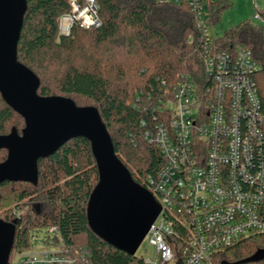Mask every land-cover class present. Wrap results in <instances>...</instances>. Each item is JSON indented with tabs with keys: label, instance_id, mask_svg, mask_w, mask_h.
<instances>
[{
	"label": "trees",
	"instance_id": "16d2710c",
	"mask_svg": "<svg viewBox=\"0 0 264 264\" xmlns=\"http://www.w3.org/2000/svg\"><path fill=\"white\" fill-rule=\"evenodd\" d=\"M71 1L82 8L87 0H26L17 60L37 76L38 95L63 96L77 106L95 107L117 158L134 182L146 187L162 160L155 146L143 140L140 125L146 116L132 105L139 92L158 95L181 74L196 81L203 76L193 15L183 3L93 0L100 25L86 29L74 22L68 34H60L58 21L71 14ZM230 5L231 0H217L205 7L210 27ZM255 14L264 22V8ZM223 38L250 50L258 65L253 80L264 112L262 28L246 20L227 29ZM13 127L20 132L23 119L0 96V135ZM6 154L0 150V162ZM97 180L90 144L76 137L37 162L35 185L2 182L0 219L17 220L13 252L29 249L35 230L57 227L64 245L88 249L92 264H142L140 256L113 248L89 229L86 206ZM261 248L264 236L244 239L220 252L216 264L241 261ZM244 264H264V259Z\"/></svg>",
	"mask_w": 264,
	"mask_h": 264
},
{
	"label": "built area",
	"instance_id": "2783aa9c",
	"mask_svg": "<svg viewBox=\"0 0 264 264\" xmlns=\"http://www.w3.org/2000/svg\"><path fill=\"white\" fill-rule=\"evenodd\" d=\"M157 1L183 3L193 15L203 76L196 81L181 74L158 95L139 92L132 105L145 114L142 138L162 160L145 187L161 208L142 240L153 252L140 257L142 264H216L220 252L264 236V112L253 80L258 65L246 47L210 34L205 7L217 0ZM71 6L58 21L60 34L74 22L86 29L100 25L93 0ZM40 232L45 244L38 247L33 241ZM9 264L92 263L87 248L64 245L57 227H46L35 230L29 249L13 252Z\"/></svg>",
	"mask_w": 264,
	"mask_h": 264
},
{
	"label": "water",
	"instance_id": "95a60500",
	"mask_svg": "<svg viewBox=\"0 0 264 264\" xmlns=\"http://www.w3.org/2000/svg\"><path fill=\"white\" fill-rule=\"evenodd\" d=\"M27 8L26 0H0V96L24 122L0 135V184L4 181L37 183V162L52 156L70 139L81 137L90 144L98 180L86 206L89 229L113 248L134 256L160 213L153 195L132 179L117 158L98 110L77 106L63 96L37 94L39 80L17 60V45ZM17 220L0 219V264H8ZM264 248L229 264L256 263ZM226 264V263H223Z\"/></svg>",
	"mask_w": 264,
	"mask_h": 264
},
{
	"label": "rangeland",
	"instance_id": "374dc122",
	"mask_svg": "<svg viewBox=\"0 0 264 264\" xmlns=\"http://www.w3.org/2000/svg\"><path fill=\"white\" fill-rule=\"evenodd\" d=\"M255 4L256 8L251 0H231V5L222 12L220 21L210 27L209 32L212 37L223 40L224 32L227 29H230L246 20H249L251 24L261 27L264 36V22L254 18L256 11L264 8V0H255ZM62 25L65 27L67 23L63 21ZM59 32L61 31L59 30ZM234 45L235 47L240 46L238 44ZM19 214H23V212H19ZM44 236V232H40L35 235V237H37V239L33 241L35 246L41 247L45 244L43 241L44 239H42ZM13 251L14 250H11L10 252L9 262L13 259ZM152 252L153 249L148 245L147 240H144L136 250V255L147 257L151 256Z\"/></svg>",
	"mask_w": 264,
	"mask_h": 264
}]
</instances>
